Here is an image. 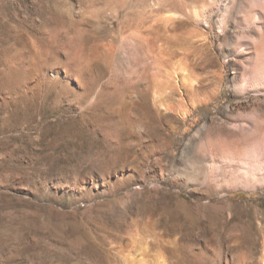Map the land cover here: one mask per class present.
<instances>
[{"label":"rangeland","instance_id":"obj_1","mask_svg":"<svg viewBox=\"0 0 264 264\" xmlns=\"http://www.w3.org/2000/svg\"><path fill=\"white\" fill-rule=\"evenodd\" d=\"M258 14L264 0H0V264H264V163L210 164L194 200L193 160L171 148L225 93L238 42L264 68ZM231 127L243 146L198 155L252 161L254 130Z\"/></svg>","mask_w":264,"mask_h":264},{"label":"clouds","instance_id":"obj_2","mask_svg":"<svg viewBox=\"0 0 264 264\" xmlns=\"http://www.w3.org/2000/svg\"><path fill=\"white\" fill-rule=\"evenodd\" d=\"M78 3L83 4L85 0H78ZM251 31L254 34L257 31L264 33V17L259 14L256 16L255 25ZM238 43L239 46L233 51L234 54H227L230 58L231 71L225 93L215 96L209 94V100L206 103L200 107H194V117L198 119L187 133L181 131L176 134L171 145L177 155L186 154L187 158L190 157L194 160L199 170L200 178L189 183L186 189L180 190L187 193L190 199L204 198L203 194L195 189L201 186L210 164H223L225 160H228L232 162V166L240 167L252 163L242 151L224 153L219 148H214L205 155H198L201 142L207 143L209 140L215 142L218 138H224L231 143L243 139L231 125H237L245 132L249 129L254 130L255 136L248 138L247 143L255 146L260 161L264 163V68L257 67L254 49L246 47L245 43ZM67 44L68 50L71 52L76 46L72 35H69ZM56 46L58 45L53 40V47ZM232 56H235V61H231ZM241 61L244 62L243 65L240 63ZM241 84L244 85L243 91H238L237 86ZM226 96L229 99H226ZM170 134L171 129H169ZM165 138L167 139L168 136ZM149 155H160L158 144L151 145ZM152 176L159 183L167 184V167L162 174ZM218 264H224V260L221 259Z\"/></svg>","mask_w":264,"mask_h":264},{"label":"bare ground","instance_id":"obj_3","mask_svg":"<svg viewBox=\"0 0 264 264\" xmlns=\"http://www.w3.org/2000/svg\"><path fill=\"white\" fill-rule=\"evenodd\" d=\"M203 7H204V5H202V6H198V7H196L195 8V10L197 9H203ZM196 10V11H197ZM30 69V68H29ZM18 71V70H17ZM32 71V70H31ZM12 72V73H11ZM10 73L12 74V76H14L15 74L14 73H16L17 74V72L16 71H13V70H11L10 71ZM38 76H39V74H38ZM45 76V75H44ZM47 76V78H50V77H52V82H50V83H52V84H54L55 82H57L58 81V77H60L58 74H51L50 75V77H48V75H46ZM42 77V76H41ZM44 78V77H43ZM61 78V77H60ZM45 80H46V78H45ZM45 80H44V82H45ZM40 81H41V79H40ZM49 81H51V79L50 80H48V82ZM55 81V82H54ZM44 82H42L43 84H44ZM47 82V81H46ZM54 82V83H53ZM24 83V82H23ZM49 83V84H50ZM51 85V84H50ZM55 85V84H54ZM37 86V85H36ZM159 86H160V84H159ZM153 88H155V86L153 87ZM160 88H162V87H160ZM159 88V89H160ZM165 88V87H164ZM155 90H157V88H155V89H153V92H155ZM157 91H159V90H157ZM156 91V92H157ZM162 91V90H161ZM158 94H157V100L159 101V106H160V109H161V107L167 112H172L173 114L171 115L172 117H177V118H179V117H181L182 119H183V121H187L188 120V118H189V115H188V112L189 111H187L186 109H184L183 107H179V106H176V105H164L163 104V101H162V97L164 96V95H161L160 96V92H157ZM162 93H165V92H162ZM155 95H156V93H155ZM156 98V97H155ZM165 99V98H164ZM158 110H160L159 108H157ZM158 110H156L157 111V113L159 112ZM161 113V112H160ZM170 116V117H171ZM180 119V118H179ZM197 135H198V132L196 133ZM240 140V139H239ZM233 143V142H232ZM241 146H243V139L241 140ZM207 145H208V147H211V148H213V144H214V142L213 141H211V140H209L207 143H206ZM239 146H240V144H239ZM240 146V147H241ZM251 156H252V165L251 166H248V167H242V166H240V167H236V169L235 170H233L232 172H227L228 174H230L229 176H231V177H237L238 175H243L244 177H245V175H247V176H249V177H251V176H254V177H256V172H257V170L260 168V167H262V162L260 161V159H259V157H258V155H257V153H256V150L255 149H252V153H251ZM194 161V160H193ZM193 161H190L189 162V164H188V166H187V169H188V174H187V178H188V181H191V182H193V181H197L199 178H200V175H199V170H198V168H197V166H196V163H195V161L193 162ZM223 172V171H222ZM226 173V174H227ZM223 174V173H222ZM227 174V175H228ZM224 176H225V174H224ZM227 177V176H226ZM259 182V181H258ZM208 189L209 190H211V188H209L208 187Z\"/></svg>","mask_w":264,"mask_h":264}]
</instances>
